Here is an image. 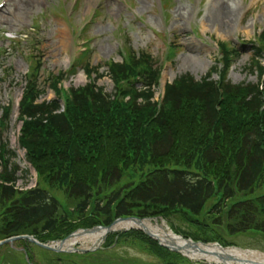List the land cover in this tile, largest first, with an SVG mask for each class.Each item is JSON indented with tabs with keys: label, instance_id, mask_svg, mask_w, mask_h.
Masks as SVG:
<instances>
[{
	"label": "trees",
	"instance_id": "obj_1",
	"mask_svg": "<svg viewBox=\"0 0 264 264\" xmlns=\"http://www.w3.org/2000/svg\"><path fill=\"white\" fill-rule=\"evenodd\" d=\"M251 44V69L263 74L264 33ZM221 49L223 57L200 79L184 73L168 84L160 106L153 98L161 66L147 50L107 63L114 94L91 81L74 90L62 112L57 98L38 101L42 90L33 72L20 105V143L38 185L11 186L17 154L7 141L0 144V239L25 233L43 242L63 238L99 223L89 216L90 205L105 224L120 216H163L175 231L206 242L230 244L239 233L264 232V88L227 79L230 51ZM85 70L102 76L98 67ZM123 78L130 82L127 92ZM115 244L155 258L145 264H195L141 230L109 234L105 245ZM15 246L24 250L5 245L26 264L24 251L34 264H101L91 256L105 251L58 253L31 240Z\"/></svg>",
	"mask_w": 264,
	"mask_h": 264
},
{
	"label": "rangeland",
	"instance_id": "obj_2",
	"mask_svg": "<svg viewBox=\"0 0 264 264\" xmlns=\"http://www.w3.org/2000/svg\"><path fill=\"white\" fill-rule=\"evenodd\" d=\"M16 1L19 3V11L8 10L6 16L3 15L2 29L6 30L9 38L0 39V117L1 107L13 105L14 111L8 117V130L4 131L3 136L9 138L10 148L17 153L13 161L15 160L22 170L19 171L20 174L18 173L22 184L24 181L27 183L24 170L29 168L35 171L26 159L25 150L18 144L21 122L16 115L18 101L22 96L20 84H25L26 77L30 74L29 54H37L43 63L39 81L45 92L39 100L55 98L52 78L62 73L73 74L67 79L68 86L78 87L86 84L89 79L83 71V64L77 62L78 67L70 68V60L80 53L81 38L77 36L76 31L84 24H86L84 35L90 37V51L84 61L88 59L91 65H99V72L103 76L97 80V84L104 87L107 92L114 90V82L109 77L105 63L110 58L122 60L118 52L119 27L125 29L127 41L132 44L134 50L137 52L147 50L158 61L161 59V63L162 57L167 60L163 79L168 82L184 73H190L196 79L204 76L214 65L215 57L219 56L218 40L228 41L229 45L232 42V46L239 52L232 61L228 78L235 83H256L260 79L259 71L251 69L256 63L251 62L253 50L247 40L253 39L264 28V0H255L253 11L245 18L238 32H235V25L239 23L247 2L251 0H216L214 7L204 14L197 12L201 10V0H171V5L166 4V13L161 9V0H127L136 7L141 17L133 15L121 0H80L76 12L68 14L72 15L71 17L67 16L64 3L60 0ZM70 1L68 0L67 7ZM222 3L236 6V12L230 22H225ZM97 8L101 14L93 16ZM61 30H65L66 38L62 37ZM28 32L32 33L37 42L34 46L25 40ZM14 36H20L22 39L16 47H13V41H10ZM172 43L179 47L175 48V53H171L167 59L163 51ZM261 64L264 66V56L261 58ZM214 77L218 79L219 75L215 74ZM159 91L160 89L156 90L155 98H158ZM28 178V185L34 184V174H29ZM173 221L177 225H182V221L177 218H173ZM182 226L186 228L185 225ZM232 239L243 248L259 249L264 252V232L239 233ZM105 241L102 238L101 244L97 245L95 250L105 246ZM91 245L83 246L80 243L75 247L85 248ZM4 249L5 246L0 247V252ZM104 250L95 252L91 260H98L101 264H145L155 260L127 244H115ZM10 254L11 252L0 253V264H26L20 256L14 255L13 258Z\"/></svg>",
	"mask_w": 264,
	"mask_h": 264
},
{
	"label": "bare ground",
	"instance_id": "obj_3",
	"mask_svg": "<svg viewBox=\"0 0 264 264\" xmlns=\"http://www.w3.org/2000/svg\"><path fill=\"white\" fill-rule=\"evenodd\" d=\"M221 8L225 13V22H230L234 13L236 12V6H229L228 3H222ZM61 34L63 38H66L65 30H61ZM131 227H143L153 234L158 235L168 243L171 242V238H175L177 239L175 242L186 245L187 248L192 250L196 258H207L212 261L220 262L221 258L216 255V253H219L230 263L234 262L233 260H230L231 257H234L239 263L264 264V255H258V253L255 251H243L236 248L222 249L219 245H201L194 244L191 241H184L180 239L179 236L174 234L165 221L161 222L159 220L147 219L143 223H140L132 220H119L112 229L119 230ZM105 231L106 229L104 228H98L93 232L80 231L74 234L72 237L64 240L62 244H60V248L70 249L80 243L83 246L92 244L91 247H93L94 245L101 243L102 235Z\"/></svg>",
	"mask_w": 264,
	"mask_h": 264
},
{
	"label": "water",
	"instance_id": "obj_4",
	"mask_svg": "<svg viewBox=\"0 0 264 264\" xmlns=\"http://www.w3.org/2000/svg\"><path fill=\"white\" fill-rule=\"evenodd\" d=\"M120 219H125V220H135V221L140 222V223H143V221H144V219H142V218H137V217L120 218ZM112 225H113V224L107 226V227H106V228H107L106 231H110V230L112 229ZM143 230H145V232L148 233L149 235L156 237V238L160 241L161 244L167 246L168 248H170V249H172V250L179 251V252L183 253L184 255H186V256H188V257H192L191 255H194V254H193L194 252H193L192 250H190L189 248H187L186 245H182V244H180V243H178V242H175L176 239L171 238V242L168 243L167 241H164V240H163L161 237H159L158 235L153 234L152 232L146 230L145 228H143ZM84 231H86V232H92L93 229H84ZM75 233H76V232H74V233H72V234H75ZM72 234H71V235H72ZM20 238H31V239H32L34 242H36L37 244H39V245H41V246H43V247H45V248H49V249L55 250V251H61V250H63V248H60V244H62V242L65 240V239H63V240H60V241H59V240H58V241H52V242H50V243H42V242H40L37 238H35L34 236H30V235H22V236H16V237H12V238H9V239H5V240H3V241L0 242V245H1V244H4V243H8V242H13L14 240H16V239H20ZM181 238H182V236H181ZM190 241H191L192 243H194V244H199V243L203 244L202 242H195V241H192V240H190ZM224 248H226V249H227V248H228V249H231V247H224ZM196 250H197V249H196ZM241 250H242V249H241ZM216 255H218V256L223 260L224 263H228V261H227L226 259H224V258L221 256V254L216 253ZM258 255H262V254H258ZM235 259H236V258H234V257H231V258H230V260H233L235 264H252V263H239V262H237V260H235Z\"/></svg>",
	"mask_w": 264,
	"mask_h": 264
}]
</instances>
